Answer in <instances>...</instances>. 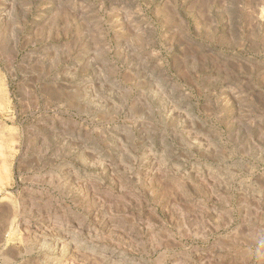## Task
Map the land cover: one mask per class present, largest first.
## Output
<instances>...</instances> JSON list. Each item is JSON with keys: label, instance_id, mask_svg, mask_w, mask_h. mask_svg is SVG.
<instances>
[{"label": "rangeland", "instance_id": "374dc122", "mask_svg": "<svg viewBox=\"0 0 264 264\" xmlns=\"http://www.w3.org/2000/svg\"><path fill=\"white\" fill-rule=\"evenodd\" d=\"M0 264H264V0H0Z\"/></svg>", "mask_w": 264, "mask_h": 264}]
</instances>
